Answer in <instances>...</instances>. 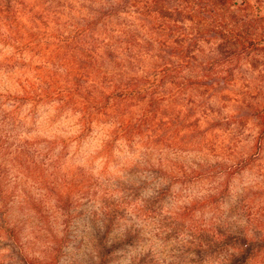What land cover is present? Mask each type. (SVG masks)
Wrapping results in <instances>:
<instances>
[{"label": "rangeland", "instance_id": "rangeland-1", "mask_svg": "<svg viewBox=\"0 0 264 264\" xmlns=\"http://www.w3.org/2000/svg\"><path fill=\"white\" fill-rule=\"evenodd\" d=\"M150 1L0 0V162L16 195L3 220L18 236L15 249L0 233V264H226L229 235L264 225V141L241 108L264 84L245 91L246 71L223 93L162 100L115 135L141 103L104 105L102 92L161 68L195 28L159 29ZM25 91L21 105L6 97Z\"/></svg>", "mask_w": 264, "mask_h": 264}, {"label": "trees", "instance_id": "trees-1", "mask_svg": "<svg viewBox=\"0 0 264 264\" xmlns=\"http://www.w3.org/2000/svg\"><path fill=\"white\" fill-rule=\"evenodd\" d=\"M150 2L148 7L154 4L150 19L155 24L163 25L159 29L163 27L164 31L172 33L179 26L187 30L185 20L191 21L195 28L192 33L177 37V50H163L161 68L154 67L140 82H111L108 90L102 92L98 100L106 99L104 105L106 101L111 100L114 104L134 101L141 103L137 112H131L120 122L115 135L126 137L134 132L136 124L148 121L152 117V106L162 100L163 103L174 102L188 92L223 93L238 79L237 76L242 71L247 72L245 91L250 90L253 85L256 87L257 83L264 84V0H163V6L159 7L158 0ZM73 40H76V35L65 39ZM191 44L198 46L189 48ZM202 44H207L208 48H203ZM23 47H29V42L23 44ZM155 57L159 58V54ZM116 74L121 75V72ZM6 97L19 105L31 98L26 91L22 95L8 94ZM242 107L249 109L251 116L258 121L257 145L262 146L264 98L252 105L245 101ZM93 115L95 114L92 111L83 112L82 120L85 126L91 123ZM3 143L4 141L0 146H4ZM12 161L21 164L18 154L14 155ZM6 172L5 166L0 162V233L6 231L5 236L12 241L11 247L17 249L18 236L14 234L13 228H7L8 224L3 220L6 207L16 197L6 188ZM28 199L24 200V207L30 209L32 207ZM211 200L212 198L208 197L201 204L210 203ZM257 229L259 232L253 236L246 233L242 236L229 235L234 248L226 264L262 261L264 256H260L264 253V225ZM16 255H20L19 251ZM20 256L22 261H26L25 256Z\"/></svg>", "mask_w": 264, "mask_h": 264}]
</instances>
